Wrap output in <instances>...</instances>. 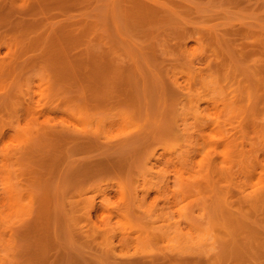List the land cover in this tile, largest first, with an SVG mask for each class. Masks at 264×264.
Listing matches in <instances>:
<instances>
[{"label":"rangeland","instance_id":"rangeland-1","mask_svg":"<svg viewBox=\"0 0 264 264\" xmlns=\"http://www.w3.org/2000/svg\"><path fill=\"white\" fill-rule=\"evenodd\" d=\"M0 264H264V0H0Z\"/></svg>","mask_w":264,"mask_h":264}]
</instances>
